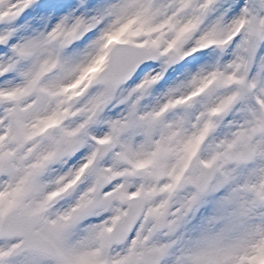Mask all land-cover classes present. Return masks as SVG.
<instances>
[{
	"label": "snow or ice",
	"instance_id": "obj_1",
	"mask_svg": "<svg viewBox=\"0 0 264 264\" xmlns=\"http://www.w3.org/2000/svg\"><path fill=\"white\" fill-rule=\"evenodd\" d=\"M0 264H264V0H0Z\"/></svg>",
	"mask_w": 264,
	"mask_h": 264
}]
</instances>
